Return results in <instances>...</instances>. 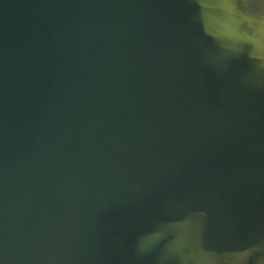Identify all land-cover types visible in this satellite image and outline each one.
<instances>
[{
	"label": "water",
	"instance_id": "95a60500",
	"mask_svg": "<svg viewBox=\"0 0 264 264\" xmlns=\"http://www.w3.org/2000/svg\"><path fill=\"white\" fill-rule=\"evenodd\" d=\"M0 264H264V0H0Z\"/></svg>",
	"mask_w": 264,
	"mask_h": 264
}]
</instances>
